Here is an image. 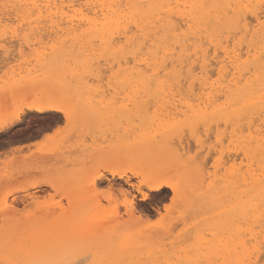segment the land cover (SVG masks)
Returning <instances> with one entry per match:
<instances>
[{"label": "rangeland", "instance_id": "obj_1", "mask_svg": "<svg viewBox=\"0 0 264 264\" xmlns=\"http://www.w3.org/2000/svg\"><path fill=\"white\" fill-rule=\"evenodd\" d=\"M78 2L85 4L88 0ZM66 27V23L62 24L59 32L37 30L45 37L44 43L48 47L41 45L38 57L14 59L11 63L17 78L23 76L26 80H36L27 89L30 99L55 93L69 102L78 101L83 113L80 131L60 151L38 152L32 147L25 152L23 148L34 146L37 140L43 139V129L54 131L63 123L61 113H38L26 107L21 109L23 114L20 110L21 117L10 125L11 130L0 131V202L5 200L7 193L6 202L10 207L0 210V242L8 238L18 241L26 229H36L45 221L44 235L48 237V243L59 248L64 241L51 238L57 226L70 219L72 212L76 211L74 206L80 205L79 213L86 214L92 208L97 193L122 188L132 191V184L154 175L159 179L177 177L181 181L177 206L168 213L169 221L179 225L176 231L191 226L186 235L195 237L199 234L206 238L215 233L226 241H232L234 237L239 241L244 225L237 208L242 198V177L247 163L242 154L246 130L243 119H240L239 104L229 102L226 107L205 108L198 105L201 101L194 97V85L191 89L184 84L182 89L177 87L175 95L169 94L166 105L158 107L154 101L145 102V109L150 107L151 113L144 110L139 114L135 110L126 113L119 106H109V99L118 94L105 91L106 82L101 84L94 77L84 75L85 62L99 54L100 40L97 39L95 45L90 42L96 35L87 32V26L75 32H69ZM99 37L106 39L108 35L105 33ZM58 40L63 44L53 50L51 44ZM241 48L244 51V47ZM3 69L0 50V86L12 76L11 70L5 76ZM213 73L210 80L218 76ZM119 99L123 100V95ZM221 99L218 103L225 100ZM174 122L186 123L190 127L199 122L197 136L201 139L202 155L196 154V140L191 131L176 136L169 146L171 137L166 136L165 128ZM217 135L222 138V153L215 147L209 148L215 144ZM229 140L232 141L231 151L228 150ZM191 154L198 155V159H188ZM36 169H40L39 177L30 175ZM110 170H124L126 175L118 177ZM37 179L49 182L34 183ZM155 193L150 202L137 200L128 212L131 214L127 213L123 220H114L117 221L115 228H112V221L102 227L90 244H78L79 250L88 251L90 248L93 253L82 257L83 264H92L93 260L109 254L110 242L106 236L110 232L140 228L143 227L142 221L154 220L161 215L163 205L172 203L173 193L170 188H162ZM69 196L72 198L71 206L68 205ZM57 200L63 204L62 208L57 207ZM177 217L181 218L177 220ZM203 251L208 254L206 247ZM1 257L4 256L0 254ZM236 258L235 253L228 255L226 251L213 255V259L220 261Z\"/></svg>", "mask_w": 264, "mask_h": 264}, {"label": "snow or ice", "instance_id": "obj_2", "mask_svg": "<svg viewBox=\"0 0 264 264\" xmlns=\"http://www.w3.org/2000/svg\"><path fill=\"white\" fill-rule=\"evenodd\" d=\"M12 7L15 8L16 5ZM20 7L28 8L24 19L18 14L15 20L0 21L3 70L5 76H8L10 70L12 72V76L0 86L2 93L0 131L11 130L10 125L20 118V110L24 107L35 109L39 105L40 108H57L63 113V123L54 131L43 129V139L37 140L34 146L23 148V151L28 152L32 147L38 152L60 151L80 131L83 113L79 102H69L55 93L30 99L27 89L32 87L36 80L33 78L26 80L23 76L17 78L11 62L14 59L38 57L40 46L47 48L48 45L44 43L45 37L37 28L51 21L52 28L59 32V25L63 24L67 13L61 15L49 12L45 16V9H51L53 5L39 3L36 0ZM100 7L108 8L113 14L119 12L120 18L115 21L105 18V24H115L107 39L98 35L92 36L90 42L95 45L99 39L101 47L98 55H94L90 62H85L84 75L94 77V80L100 81L101 84L106 82L105 91H115L118 94L109 99V106H119V109L126 113L133 110L137 114L142 110L151 113L150 107L145 109V102L154 101L158 107L161 104L166 105L170 93L175 95L177 87L180 86L182 89L184 84L191 88L205 72L209 71L208 64L216 61L220 55L224 57V64L220 68V72L223 73L224 65H227L230 59L233 57L235 61L242 59V52L236 51L237 43L243 46L248 40V59H256L251 55L252 40L249 39V34L253 39L257 34L264 37V0L235 2L230 0L228 3L212 5L204 3V0L191 2L184 0L183 3L179 0L175 3L172 0H157L147 4H107ZM206 8L216 9L218 12L223 9V15L228 17L227 27L220 31L218 39L216 36L211 40L196 39L197 33L203 30L193 27V19L196 18L194 14ZM129 9L136 11L129 13ZM78 16L88 25L99 23L84 16L82 12ZM75 18L72 17L73 20ZM80 27L85 28V25L81 24ZM85 30L90 34L92 32L91 28ZM62 44L63 41L58 40L53 42L51 47L55 50ZM248 59L244 60L245 64L248 63ZM259 59L264 78V43L261 45ZM208 79H211V76ZM120 95H123V100L119 99ZM260 120V132L264 135V107L261 108ZM190 131L196 140V154L202 155L201 139L197 136L199 122L193 127L178 122L166 127L165 134L171 137L169 146L175 141L176 136L186 135ZM221 143L222 138L217 135L215 144L209 145V148L215 147L222 153ZM231 144L232 141L229 140V151ZM196 154L189 155L188 159H198ZM131 170L135 172V169ZM31 174L39 177L40 169ZM135 174L140 175L138 172ZM48 182L40 179L34 181L37 184ZM163 183H167L172 189V203L164 204L161 215L156 219L142 221L143 227L112 231L108 235L109 254L99 260H93L92 264H264V210L260 213L259 231L254 224L251 228H244L239 233L242 237L239 241H236L235 237L232 241H226L215 233L206 238L199 234L195 237L186 235L191 226L176 231L179 225L169 221L168 213L173 212L177 206V193L181 186V181L177 177L144 178L140 179L139 183L131 185L132 191L122 188L97 193V198L88 213L65 220L57 226L56 233L51 239L64 241L62 246L57 248L54 244H49L47 247H39L29 245L23 240L8 239L4 243V258L0 259V264H83L82 257L91 256L93 253L90 248L88 251H81L77 245L82 242L90 244L103 226L114 220H123L137 200L150 202L152 196L156 194L153 189ZM7 196L5 193V200L0 202V210L9 208ZM55 203L57 207H63L60 200ZM71 204L69 196L68 205ZM261 204L264 206V200ZM205 247L208 254L203 251ZM222 251H226L228 255L235 253L237 258L224 261L213 259L214 254Z\"/></svg>", "mask_w": 264, "mask_h": 264}, {"label": "bare ground", "instance_id": "obj_3", "mask_svg": "<svg viewBox=\"0 0 264 264\" xmlns=\"http://www.w3.org/2000/svg\"><path fill=\"white\" fill-rule=\"evenodd\" d=\"M31 2L32 0H0V21L15 19L18 14L20 15L21 19H24L26 13L28 12V8L20 7V6L27 5ZM36 2L43 4L50 3L51 5H53L51 9H45V16H47L49 12L54 14L59 13L61 15L67 13V15L64 16L63 24L66 23L67 25L66 28L68 29L69 32L71 31L75 32L79 30L81 28L80 27L81 24H84L85 26H87V28L92 29L91 32L92 34H95L96 36L97 35L102 36L105 33L106 35H108L107 33L110 32L111 28L115 27L114 23L105 24L104 23L105 18L107 17L110 21H115L116 19L120 18V13L117 12L113 14L111 10H109L108 8L106 7L101 8L100 7L101 5L129 4V3L147 4L150 2H157V0H88V2H86L85 4L78 2V0H36ZM172 2L175 3L177 2V0H172ZM179 2L183 3L184 0H179ZM188 2H191V0H188ZM228 2H230V0H204V3L208 5L224 4ZM231 2H235V0H231ZM12 5H16V7L13 8ZM83 5H86V7H84ZM89 5H95L96 7H89ZM58 6H62V7H58ZM128 11L129 13H133L136 11V9H129ZM81 12L83 13L84 16L89 17L94 21H98L99 23L98 24L93 23L91 25H88L85 21H82L79 18L78 14ZM194 15L196 18L193 19V27L203 30L202 32L197 33L196 39L203 38L205 40H211L213 36H216L218 39L220 31L226 28L228 24V17H225L223 15V9H220L218 12L216 9L206 8L196 12ZM74 16L76 18L73 20L72 17ZM61 25H59V29L61 28ZM42 29H50L51 31L57 32V30L52 28L51 21L37 28V30H42ZM249 39L252 40L251 55L253 57H256V59L254 60L248 59L249 58L248 40L244 42L243 46L237 43L236 51L242 52L241 60L235 61L233 57L227 62V65H224L225 71L221 73L220 68L224 64V57L223 55L218 56L216 61H211L208 64V67L209 66H213V67L209 71L205 72L204 75L196 81L194 87L193 86L192 87L194 88V97H196L197 100L201 101L200 103H198V105L202 104L205 108L209 106L216 107V105L225 106L226 104H229V102L239 104L238 110L242 115L241 116L242 118L240 119H243L244 127L246 130L242 154L244 156V159L247 161V163H246V169L242 177V181H243V189L241 190L242 198L241 201L239 202L240 204L238 205L239 207L237 208V210L239 217L244 225L243 229L251 228L254 224L256 226V230L259 231L260 213L262 210H264V206H262L261 204V201L264 200V182H262L264 181V135H262L260 132V122H261L260 112H261V108L264 107V78H262L261 61L259 59V55H260L261 45L262 43H264V37H261L259 34H257L256 37L253 39L251 34H249ZM241 47H244V51H241L243 49ZM245 59H248L247 64H245L244 62ZM213 72L218 75L217 78L214 80L208 79V77L211 76ZM221 98L225 100L223 102L220 101V103H218V100H220ZM205 108L204 110H206ZM26 109L34 110L38 113H44L47 111L57 112L58 114L61 113L57 108H49V107L40 108L39 105L35 109L28 107H26ZM219 110L220 109H218V111ZM61 114L63 115V113ZM150 166L151 165H149V167ZM146 169L143 170L145 171ZM110 173L112 175H117L118 177H123L124 175H126V172L124 170H110ZM147 178H157V177L154 175V176H149ZM162 188L171 189V187L167 183H163L158 188L153 189V191L157 192ZM74 208H76L75 209L76 211L75 212L73 211L71 215L73 216V214H75L74 217H78L79 215H81V213H79L81 209L80 205L74 206ZM7 213L8 212H6V214ZM72 216L70 217V219L72 218ZM43 223L42 225L39 224L40 227L36 229L35 228H31L30 230L26 229V232L21 234V237H18V241L23 240L27 242V244L29 245L34 244L40 247L47 246L49 244L48 243L49 239L44 235V231H46V228L45 226H43ZM116 225H117V221H114L112 224V228L113 227L115 228ZM249 235H251V232H249ZM4 243L5 242L2 241L0 242V254H2L3 256H4V251H3ZM105 256L102 255V257ZM3 258L4 257H1L0 259ZM252 259H255V257H252Z\"/></svg>", "mask_w": 264, "mask_h": 264}]
</instances>
